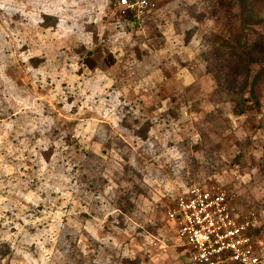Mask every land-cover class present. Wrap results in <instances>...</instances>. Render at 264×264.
Instances as JSON below:
<instances>
[{
    "label": "rangeland",
    "instance_id": "1",
    "mask_svg": "<svg viewBox=\"0 0 264 264\" xmlns=\"http://www.w3.org/2000/svg\"><path fill=\"white\" fill-rule=\"evenodd\" d=\"M260 69L264 0H162L139 20L0 0V264H192L165 213L195 184L258 214L264 264Z\"/></svg>",
    "mask_w": 264,
    "mask_h": 264
},
{
    "label": "built area",
    "instance_id": "2",
    "mask_svg": "<svg viewBox=\"0 0 264 264\" xmlns=\"http://www.w3.org/2000/svg\"><path fill=\"white\" fill-rule=\"evenodd\" d=\"M109 2L120 15L139 20L156 11L162 0ZM165 216L192 264H260L254 241L259 216L255 212L240 215L224 191L201 184L184 188Z\"/></svg>",
    "mask_w": 264,
    "mask_h": 264
},
{
    "label": "trees",
    "instance_id": "3",
    "mask_svg": "<svg viewBox=\"0 0 264 264\" xmlns=\"http://www.w3.org/2000/svg\"><path fill=\"white\" fill-rule=\"evenodd\" d=\"M260 85H264V69H260L259 71H257L249 83L251 98L254 101L255 106H258L259 102L254 92L256 91V88H258ZM239 105L242 106L241 103H239ZM242 112L243 110L239 109V111L236 114L240 115L242 114Z\"/></svg>",
    "mask_w": 264,
    "mask_h": 264
}]
</instances>
